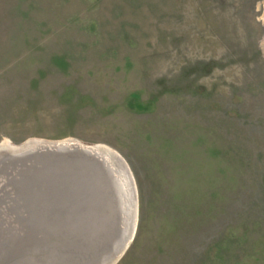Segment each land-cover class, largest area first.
Returning a JSON list of instances; mask_svg holds the SVG:
<instances>
[{"label":"rangeland","instance_id":"obj_1","mask_svg":"<svg viewBox=\"0 0 264 264\" xmlns=\"http://www.w3.org/2000/svg\"><path fill=\"white\" fill-rule=\"evenodd\" d=\"M62 143L116 156L101 264H264V0H0V259Z\"/></svg>","mask_w":264,"mask_h":264},{"label":"water","instance_id":"obj_2","mask_svg":"<svg viewBox=\"0 0 264 264\" xmlns=\"http://www.w3.org/2000/svg\"><path fill=\"white\" fill-rule=\"evenodd\" d=\"M38 153L30 158L40 156L35 166L42 179L31 185L38 191L21 192V200L34 213L23 219V229L11 238V259H0V264L111 262L125 247L127 231L119 196H112L116 183L107 158L97 148L67 143L45 146ZM30 155L9 154L0 157V164L5 158L13 164L19 157L26 162ZM93 186L102 188L101 193L90 192Z\"/></svg>","mask_w":264,"mask_h":264},{"label":"bare ground","instance_id":"obj_3","mask_svg":"<svg viewBox=\"0 0 264 264\" xmlns=\"http://www.w3.org/2000/svg\"><path fill=\"white\" fill-rule=\"evenodd\" d=\"M97 150H99V153L103 156L106 157L107 159L113 158L114 153L111 152L109 149L105 147H98ZM115 156V155H114ZM116 157V156H115ZM116 159V158H115ZM117 160V159H116Z\"/></svg>","mask_w":264,"mask_h":264}]
</instances>
